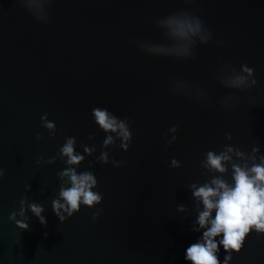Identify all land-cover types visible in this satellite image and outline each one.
Segmentation results:
<instances>
[{
	"label": "water",
	"instance_id": "water-1",
	"mask_svg": "<svg viewBox=\"0 0 264 264\" xmlns=\"http://www.w3.org/2000/svg\"><path fill=\"white\" fill-rule=\"evenodd\" d=\"M182 9L204 21L212 40L197 41L194 59L142 52L139 41L172 43L151 18ZM48 12L49 22L40 23L19 0H0V264H191L186 249L204 230L192 231L203 206L190 185L211 179L204 154L230 145L245 153L258 146L264 155V0H53ZM243 64L255 69L257 86L219 83L224 66L239 71ZM175 80L198 86L205 99L174 93ZM229 96L235 99L224 110ZM96 107L129 120L127 152L120 140L103 148ZM46 113L57 125L54 138L43 127ZM173 125L178 139L167 147ZM73 136L86 157L77 171L95 174L103 201L60 222L52 200L68 165L59 150ZM84 145L95 153L87 156ZM102 151L126 163L98 162ZM41 157L56 162L38 164ZM172 159L181 167H170ZM25 196L45 208L46 227L30 209L29 231L9 219ZM226 255L221 245V264ZM232 257L230 264H264V234L250 233Z\"/></svg>",
	"mask_w": 264,
	"mask_h": 264
},
{
	"label": "clouds",
	"instance_id": "clouds-1",
	"mask_svg": "<svg viewBox=\"0 0 264 264\" xmlns=\"http://www.w3.org/2000/svg\"><path fill=\"white\" fill-rule=\"evenodd\" d=\"M19 2L34 16L37 22H49L48 9L53 0H19ZM185 2H191V0H185ZM151 20L164 31L165 37L172 43L163 45L148 40L139 41V49L149 55L181 60L194 59V48L197 41L208 44L213 38L212 31L205 25L204 21L187 10L182 9L163 18L152 17ZM217 79L225 88L240 91L249 90L258 85L255 69L247 64L241 65L239 71L226 65L220 70ZM171 89L177 94L194 91L195 99L201 101L205 99V93L202 89L182 80L173 81ZM234 99L235 97L229 96L221 101L224 110L231 109L230 101ZM92 114L95 122L107 133V137L103 141V148L107 149L109 146H114L116 141L120 140V147L127 152L133 140L129 120L120 119L107 109L100 107L93 108ZM41 120L43 127L54 138L57 125L49 121L47 113L41 117ZM178 127V125L171 127L170 133L172 135L167 140V147H170L178 139L175 135ZM36 138L37 140L44 139L40 134H37ZM88 138L94 140L95 136L90 134ZM226 139H232L230 133L226 135ZM76 144L77 138L69 137L59 150L60 160L68 165L58 173L62 183L58 198L52 200L53 211L60 222H64L78 213L82 205L94 208L103 201L102 195L94 191L98 186L95 174L91 171H77L86 157L76 151ZM83 148L87 156H92L96 151L94 147L86 145ZM204 155L205 159L201 161V166L207 173L211 174V179L202 185L196 183L190 185L193 197L199 205L203 206L202 209L198 210V216L195 220V224L199 227L194 225L192 231L196 233H200L201 229L204 231L197 242L187 247L185 260L191 264H221L218 253L222 245L223 250L227 253L223 264H230L233 259L232 253L241 252L250 233L255 231L264 234V155H260L258 146L253 147L251 153H245L230 145H225L219 153L207 151ZM97 161L104 164L112 163L115 167H121L126 163V161L110 160L107 151H102L97 157ZM55 162V157L47 161L41 157L37 161L38 164H54ZM229 165L231 166V183L225 178L229 173ZM170 167L180 168L181 163L172 159ZM4 175V170L0 169V179ZM30 188L31 186L28 190ZM19 203V211L13 212L9 217L10 220L16 222L18 228L23 231L30 230V225L26 222L29 217L25 215L29 209L42 225L47 226V219L43 215L45 208L41 204L29 203L27 196L23 197ZM101 211L98 210L93 214V220L99 218ZM178 211H186L185 206H179ZM18 215L24 219L18 220ZM217 237L220 239L217 240Z\"/></svg>",
	"mask_w": 264,
	"mask_h": 264
}]
</instances>
